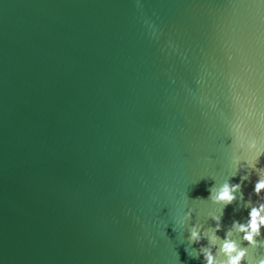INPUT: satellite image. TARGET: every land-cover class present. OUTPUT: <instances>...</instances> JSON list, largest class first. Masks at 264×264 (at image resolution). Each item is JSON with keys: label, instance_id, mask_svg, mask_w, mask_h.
Segmentation results:
<instances>
[{"label": "water", "instance_id": "95a60500", "mask_svg": "<svg viewBox=\"0 0 264 264\" xmlns=\"http://www.w3.org/2000/svg\"><path fill=\"white\" fill-rule=\"evenodd\" d=\"M234 123L264 136V0H0V264H203L174 212Z\"/></svg>", "mask_w": 264, "mask_h": 264}, {"label": "clouds", "instance_id": "9594fccd", "mask_svg": "<svg viewBox=\"0 0 264 264\" xmlns=\"http://www.w3.org/2000/svg\"><path fill=\"white\" fill-rule=\"evenodd\" d=\"M232 130L233 151L226 170L212 176L215 184L210 189V202L195 201L207 202L211 208L204 213L197 204L189 205L186 198L184 206L175 210L174 220L182 236L185 230L188 232L189 255L202 256L203 264H264V166L259 164L264 156V136L251 134L242 123H234ZM237 175L240 182L234 183ZM253 176L254 187L245 199L243 181ZM237 201L236 210L246 209L247 215L225 225V208ZM209 219L214 225L208 223ZM221 231L223 236L219 235ZM192 244L200 246L191 248Z\"/></svg>", "mask_w": 264, "mask_h": 264}]
</instances>
